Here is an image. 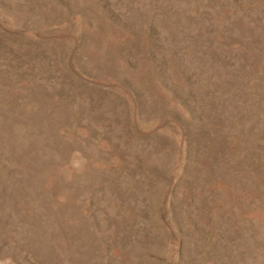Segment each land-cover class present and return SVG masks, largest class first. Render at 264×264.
Here are the masks:
<instances>
[{
    "label": "rangeland",
    "instance_id": "obj_1",
    "mask_svg": "<svg viewBox=\"0 0 264 264\" xmlns=\"http://www.w3.org/2000/svg\"><path fill=\"white\" fill-rule=\"evenodd\" d=\"M0 264H264V0H0Z\"/></svg>",
    "mask_w": 264,
    "mask_h": 264
},
{
    "label": "clouds",
    "instance_id": "obj_2",
    "mask_svg": "<svg viewBox=\"0 0 264 264\" xmlns=\"http://www.w3.org/2000/svg\"><path fill=\"white\" fill-rule=\"evenodd\" d=\"M76 167H78V168H79V167H82V164H77Z\"/></svg>",
    "mask_w": 264,
    "mask_h": 264
}]
</instances>
